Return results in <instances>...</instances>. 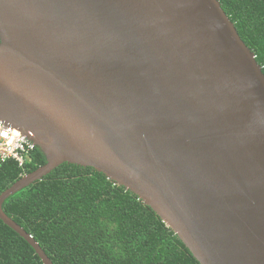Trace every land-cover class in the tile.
Masks as SVG:
<instances>
[{"label": "water", "instance_id": "obj_1", "mask_svg": "<svg viewBox=\"0 0 264 264\" xmlns=\"http://www.w3.org/2000/svg\"><path fill=\"white\" fill-rule=\"evenodd\" d=\"M0 121L135 194L200 264H264V73L218 0H0Z\"/></svg>", "mask_w": 264, "mask_h": 264}, {"label": "trees", "instance_id": "obj_2", "mask_svg": "<svg viewBox=\"0 0 264 264\" xmlns=\"http://www.w3.org/2000/svg\"><path fill=\"white\" fill-rule=\"evenodd\" d=\"M264 73V0H218ZM36 149L20 167L0 165V196L46 165ZM5 214L53 264H200L149 206L93 168L63 164L7 199ZM0 264H43L0 220Z\"/></svg>", "mask_w": 264, "mask_h": 264}, {"label": "built area", "instance_id": "obj_3", "mask_svg": "<svg viewBox=\"0 0 264 264\" xmlns=\"http://www.w3.org/2000/svg\"><path fill=\"white\" fill-rule=\"evenodd\" d=\"M37 147L18 129L0 121V165L13 160L22 168L31 162Z\"/></svg>", "mask_w": 264, "mask_h": 264}]
</instances>
